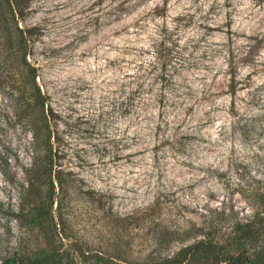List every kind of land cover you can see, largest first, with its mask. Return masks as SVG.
I'll return each mask as SVG.
<instances>
[{
	"label": "rangeland",
	"instance_id": "1",
	"mask_svg": "<svg viewBox=\"0 0 264 264\" xmlns=\"http://www.w3.org/2000/svg\"><path fill=\"white\" fill-rule=\"evenodd\" d=\"M3 13L12 17L9 4ZM18 23L33 30L24 54L0 27V264L19 238L68 249L72 264L103 253L154 263L203 238L197 228L224 240L253 217V188L264 187V0H32ZM165 59L174 86L154 80ZM139 78L145 93L126 100ZM39 90L55 114L64 188L50 212L63 221L29 233L14 216L34 162L20 104L41 126ZM37 161L51 164L46 148ZM42 181L41 202L51 178Z\"/></svg>",
	"mask_w": 264,
	"mask_h": 264
},
{
	"label": "trees",
	"instance_id": "2",
	"mask_svg": "<svg viewBox=\"0 0 264 264\" xmlns=\"http://www.w3.org/2000/svg\"><path fill=\"white\" fill-rule=\"evenodd\" d=\"M31 2L32 0H0V27L6 33L7 48L14 54L19 51L24 54L23 50L29 47L33 30L20 27L18 19L24 20L27 17ZM4 3L9 4L12 17H8L6 13H3ZM26 54L27 52L25 53V60ZM27 64L30 66L28 62ZM159 64L154 80L162 86L165 85V81L174 86L176 64H172L169 68V62L166 59L160 60ZM30 69H33L32 66H30ZM126 75L129 78H137L132 72ZM139 79L140 82L133 83L132 88L128 91L129 94L126 100H132L135 96L145 93L144 85L147 81L146 79ZM231 87L234 90V85ZM34 99L37 104H41L43 114L41 126L37 124L38 117L35 116L34 107L31 104L25 106L24 102L20 104L22 108H25L24 114L28 116V127L33 133L34 162L26 170L27 178L21 187L22 193L20 194L18 210L14 212L20 228L26 229L29 233L36 228L43 227L45 224L50 225L51 221H54L55 224H57V220L60 224L63 221L61 215H58L56 219V216H53L50 212L55 204H57V208H61L60 202L55 199L54 194L57 190L63 191L64 188L61 178L64 172L61 168L62 165L58 162L60 156L57 154L58 150L53 152L55 148L52 144L54 132L51 130V120L55 114L52 109L45 110V97L40 90L38 96ZM153 99L158 103H162L166 99V94L162 88L154 93ZM57 139L59 141V136H55V140ZM42 148H46L50 156L51 164L49 166L40 165L37 161ZM56 166L59 169H55ZM44 177L51 178V189L47 190L45 201L41 202V187ZM55 182H57V186ZM251 198L256 207L255 214L251 219H237L234 221L224 240L217 237V229L211 226H203L197 228L203 238L182 247L173 256L162 258L154 263L140 262L132 264H264V187H254ZM160 202L159 197L151 208H155ZM63 231L57 232L62 239L65 238ZM174 234L181 235V232L178 231ZM96 255L92 256L94 264H131L123 254L116 256L104 253ZM73 262L74 258L68 249L62 250L60 247L54 246L51 249L39 252L38 248L27 247L22 238H19L15 244L5 249L4 254L1 256V264H72Z\"/></svg>",
	"mask_w": 264,
	"mask_h": 264
}]
</instances>
